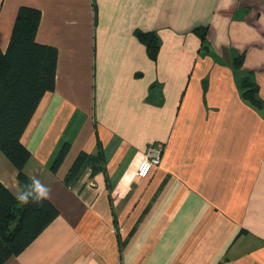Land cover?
I'll return each instance as SVG.
<instances>
[{"label":"crops","instance_id":"0c3cea01","mask_svg":"<svg viewBox=\"0 0 264 264\" xmlns=\"http://www.w3.org/2000/svg\"><path fill=\"white\" fill-rule=\"evenodd\" d=\"M21 6L58 53L21 136L24 174L58 216L4 264H264V0H0L2 52ZM138 31L156 35L155 59ZM246 76L260 108L241 97ZM154 144L161 163L140 179ZM16 173L0 152L13 196Z\"/></svg>","mask_w":264,"mask_h":264},{"label":"trees","instance_id":"16d2710c","mask_svg":"<svg viewBox=\"0 0 264 264\" xmlns=\"http://www.w3.org/2000/svg\"><path fill=\"white\" fill-rule=\"evenodd\" d=\"M40 16L38 9L19 7L8 46L5 52L0 50V152L16 169L19 188L30 182L23 171L30 152L22 144L21 136L39 101L54 90L55 82L57 50L35 41ZM195 32L204 40V30ZM138 35L148 56L155 59L159 47L156 35L140 31ZM241 87L242 99L260 108L262 103L256 94V85L249 76L242 79ZM66 152L65 144L55 157L51 172L58 169ZM87 156L85 152L77 155L64 179L65 184L76 176ZM57 216L56 208L48 199L22 204L0 183V264L22 253Z\"/></svg>","mask_w":264,"mask_h":264},{"label":"clouds","instance_id":"9594fccd","mask_svg":"<svg viewBox=\"0 0 264 264\" xmlns=\"http://www.w3.org/2000/svg\"><path fill=\"white\" fill-rule=\"evenodd\" d=\"M50 187L43 183L37 176H32L30 182L23 185L16 192V199L22 204H28L30 201L41 203L50 197Z\"/></svg>","mask_w":264,"mask_h":264},{"label":"built area","instance_id":"2783aa9c","mask_svg":"<svg viewBox=\"0 0 264 264\" xmlns=\"http://www.w3.org/2000/svg\"><path fill=\"white\" fill-rule=\"evenodd\" d=\"M163 151L164 148L161 144L148 146L144 152L143 158L136 167V177L144 179L149 175L152 169L158 168L161 163Z\"/></svg>","mask_w":264,"mask_h":264}]
</instances>
